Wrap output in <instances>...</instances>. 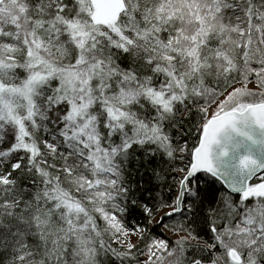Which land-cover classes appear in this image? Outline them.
Returning a JSON list of instances; mask_svg holds the SVG:
<instances>
[{
	"label": "snow or ice",
	"instance_id": "1",
	"mask_svg": "<svg viewBox=\"0 0 264 264\" xmlns=\"http://www.w3.org/2000/svg\"><path fill=\"white\" fill-rule=\"evenodd\" d=\"M238 124L264 0H0V264H264V165L200 175Z\"/></svg>",
	"mask_w": 264,
	"mask_h": 264
},
{
	"label": "water",
	"instance_id": "2",
	"mask_svg": "<svg viewBox=\"0 0 264 264\" xmlns=\"http://www.w3.org/2000/svg\"><path fill=\"white\" fill-rule=\"evenodd\" d=\"M237 128L239 131L228 129L221 133L219 143L212 145L211 160L217 169V176L201 172L215 178L223 188L226 184L242 182L247 177V170L240 165L244 156H250L264 165V130L251 124H238Z\"/></svg>",
	"mask_w": 264,
	"mask_h": 264
},
{
	"label": "trees",
	"instance_id": "3",
	"mask_svg": "<svg viewBox=\"0 0 264 264\" xmlns=\"http://www.w3.org/2000/svg\"><path fill=\"white\" fill-rule=\"evenodd\" d=\"M188 126L189 125H186V127H188ZM195 143H196V140L195 139H190L189 140V148H191L192 145L195 144ZM132 167L135 168V164H133ZM140 172H141V174H144V169H141ZM200 175L202 177H205V179L208 181V183H207V185H205V187H211V188H214L216 190H223V187H222L221 183L219 181H217L215 178H213L212 176H210L208 174H205V173H201ZM132 178L135 179V180H137V181H139L141 179V177L139 175H137L135 173V171L132 174ZM142 179L144 181H146L148 179L147 174H144V176L142 177ZM155 234L157 236H159L160 238H163L164 236H166L164 233L161 232V228L156 229Z\"/></svg>",
	"mask_w": 264,
	"mask_h": 264
},
{
	"label": "rangeland",
	"instance_id": "4",
	"mask_svg": "<svg viewBox=\"0 0 264 264\" xmlns=\"http://www.w3.org/2000/svg\"><path fill=\"white\" fill-rule=\"evenodd\" d=\"M161 232L164 233L166 236L170 235V233L166 232V230L164 228H161ZM132 242L135 243L136 239L133 237Z\"/></svg>",
	"mask_w": 264,
	"mask_h": 264
}]
</instances>
